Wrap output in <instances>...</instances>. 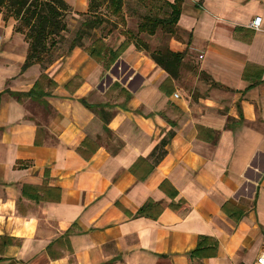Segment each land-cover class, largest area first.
<instances>
[{
	"label": "crops",
	"instance_id": "0c3cea01",
	"mask_svg": "<svg viewBox=\"0 0 264 264\" xmlns=\"http://www.w3.org/2000/svg\"><path fill=\"white\" fill-rule=\"evenodd\" d=\"M63 1L71 17L88 13L89 0ZM15 24L0 15V264H254L264 0H183L168 42L185 54L177 80L132 42L118 59L131 75L115 78L85 52L89 38L22 71L28 45ZM122 32L94 37L116 51ZM36 83L41 103L10 95ZM148 204L155 218L138 215Z\"/></svg>",
	"mask_w": 264,
	"mask_h": 264
},
{
	"label": "trees",
	"instance_id": "16d2710c",
	"mask_svg": "<svg viewBox=\"0 0 264 264\" xmlns=\"http://www.w3.org/2000/svg\"><path fill=\"white\" fill-rule=\"evenodd\" d=\"M162 3V10L168 11L166 17L160 18L151 10L148 14L139 18L136 31L122 32L126 41L116 50L109 49L102 38L96 39L94 31L100 29L107 23L116 26L115 22L101 17L98 10L105 7L108 15L116 21L120 20L119 27H125L127 18L123 17L122 9L124 0H89L88 13L83 17L79 29L75 33L68 51L75 47H82V40L89 38L92 44L85 48V52L97 63L103 65L105 71H109L115 78L122 77L123 81L128 79L131 72L126 65L118 61L120 55L132 42L136 48L145 51L156 65L169 75V80H177L179 69L185 54L173 53L168 48L149 52L148 45L142 39L155 37L157 31H160L173 38L176 36V26L181 12L183 0H175L173 3L164 0H157ZM68 7L63 0H0V15L7 22L10 19L15 21L14 33L24 37L28 45L26 61L22 71L30 66L40 65L46 67L54 60V53L57 45L67 41L68 34L65 16L68 14ZM127 27V26H126ZM116 30V28H112ZM110 29L111 31H114ZM145 41V40H144ZM18 100L30 98L41 103L42 97L46 94L39 91V83H36L33 89L26 95L11 94ZM42 104H44L42 102ZM154 210V211H153ZM153 211V212H152ZM152 212V213H150ZM160 212L157 205L148 204L139 211V216L155 218ZM7 242L3 241V246Z\"/></svg>",
	"mask_w": 264,
	"mask_h": 264
},
{
	"label": "rangeland",
	"instance_id": "374dc122",
	"mask_svg": "<svg viewBox=\"0 0 264 264\" xmlns=\"http://www.w3.org/2000/svg\"><path fill=\"white\" fill-rule=\"evenodd\" d=\"M161 6H162V3L157 1V0H124L122 13H123V17L127 18V21H126L127 27L126 26L125 27H119L120 25H122L120 23V20L116 21L114 18L109 17L108 11L105 9V7L100 8V10H98V11H99L101 17L103 16L104 18H107L108 20H111V21L115 22V24H117L116 26H113V25L107 23V25L105 24L102 26V28H104V30L116 28L118 33L122 32L123 29H126L127 31L135 32L136 26L140 21L139 18L142 15L148 14L150 10L155 15L160 16V18L166 17L168 11L162 10ZM70 19H74L76 21V24H74V25L76 26V31H77V29H79V26L83 21V17L79 16L77 18H74V17H71L70 14H67L65 16V23L69 24ZM112 30H114V29H112ZM65 36L69 37V38H67V41L71 40L72 38H74L73 36H75V31L71 34H69V33L65 34ZM173 38H178V34ZM170 39H171V37L163 34L159 29L157 31L155 37L142 39V41L148 45L149 52H153L155 50H163V49L168 48V42ZM65 50H66V47H64V49H62V51H65ZM194 75H195V73L191 74L192 77L189 81L184 82V83H180V85L186 91H190L195 87L194 86V82H195L194 79L197 76H194ZM198 79H199V81H203V82L206 81V79L203 76H199ZM177 87H178V82H177Z\"/></svg>",
	"mask_w": 264,
	"mask_h": 264
},
{
	"label": "built area",
	"instance_id": "2783aa9c",
	"mask_svg": "<svg viewBox=\"0 0 264 264\" xmlns=\"http://www.w3.org/2000/svg\"><path fill=\"white\" fill-rule=\"evenodd\" d=\"M261 26V18H254V20L249 24V27L253 30L258 31ZM175 98H178V95L175 94ZM254 264H264V252H262L255 260Z\"/></svg>",
	"mask_w": 264,
	"mask_h": 264
}]
</instances>
